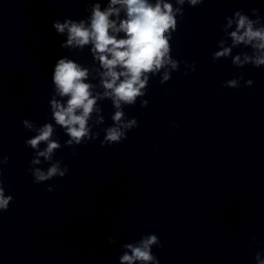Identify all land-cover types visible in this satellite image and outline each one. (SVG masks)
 <instances>
[{"label": "clouds", "instance_id": "1", "mask_svg": "<svg viewBox=\"0 0 264 264\" xmlns=\"http://www.w3.org/2000/svg\"><path fill=\"white\" fill-rule=\"evenodd\" d=\"M204 0H108L107 6L101 10V3L96 0L91 7V15L85 19L66 18L64 22L55 20L53 28L58 34L66 33V40L61 43L62 48L79 49L91 45L90 52L93 60L98 62L97 74L100 77V86L103 91H94L96 85L88 82L89 68L68 57L59 58L52 71V84L54 94L50 101L52 120L69 137L65 141L67 147H75L94 141L99 132H93L96 125L104 123L101 115L102 108L98 101L110 99L115 109L111 119L113 125L104 129L105 136L101 146L119 144L127 139V132L138 127L133 117L126 118L124 106H133L140 100L141 107H146L148 101L142 99L148 89L151 77L160 75V83L164 84L171 79V73L179 70L181 63L185 64L187 71L195 72V62L188 65L178 61L171 55L172 34L178 26L177 17L184 15V5L197 7ZM124 18H121V13ZM255 19L249 18L242 10L235 11L234 15L227 17L226 29L230 31L231 46H225V41L219 42L220 50L212 53L213 62L220 58H227L232 49L238 45L250 47L251 54L242 52L232 57V64L243 68L251 64L255 68L264 66V23L259 16L258 9H252ZM123 36L118 38V34ZM102 69V71L100 70ZM242 74L227 80L222 88L238 89L241 87ZM246 86L253 85L252 80L245 81ZM64 98H67L66 100ZM93 113L96 119L93 121ZM90 121H93L90 123ZM24 128L36 134L25 141L26 145L34 150L35 155L30 162L29 171L33 176V183L40 184L55 177L63 178L69 171L68 165L61 167V161L55 160L47 170L32 167L44 161H52L54 153L62 145L58 139L53 138L55 127L53 123H44L37 126L34 122L24 119ZM179 124L173 122L170 128H178ZM44 143L46 147L40 148ZM75 156V151L73 152ZM8 157L0 158V165L8 163ZM54 188L49 186L47 191ZM12 195L5 194L2 172H0V212L7 211ZM255 236L252 242L255 243ZM108 242L115 244L116 239L109 236ZM153 246L162 247L159 237L148 234L135 244L126 243V249L119 257V264H160L159 259L152 252ZM262 254L257 252L254 256L256 264H264Z\"/></svg>", "mask_w": 264, "mask_h": 264}]
</instances>
